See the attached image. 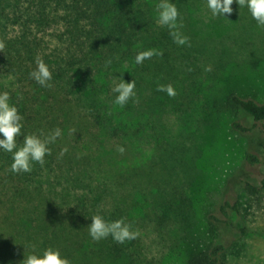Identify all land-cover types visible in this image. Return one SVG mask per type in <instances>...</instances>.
I'll use <instances>...</instances> for the list:
<instances>
[{"label":"trees","instance_id":"16d2710c","mask_svg":"<svg viewBox=\"0 0 264 264\" xmlns=\"http://www.w3.org/2000/svg\"><path fill=\"white\" fill-rule=\"evenodd\" d=\"M173 2L179 31L188 38L183 45L157 22V0H39L32 9L0 12V91L9 92L24 133L61 129L44 165L34 163L30 172L12 173L10 153L0 151V246L5 238L7 249L19 250L17 242H25L26 254L58 248L70 264H132L138 234L123 243L111 236L93 240L87 216L126 223L143 200L141 180L150 175L151 156L137 159L140 145L160 143L149 131L156 115L179 104L157 91V84L173 78L186 53L198 57L189 17L211 12L207 0ZM48 30L51 37L45 38ZM146 49L161 54L136 64L135 55ZM37 59L52 73L50 87L29 76ZM114 75L135 81V96L122 107L113 103L111 88L119 82ZM226 102L253 120L232 122L240 133L257 135L256 151H247L245 161L264 164V103L237 93H229ZM260 188L244 182L248 194ZM217 212L208 216L213 222L234 225L238 202L225 199ZM238 226L244 235L247 229ZM226 248L219 240L208 242L190 251L184 264H229Z\"/></svg>","mask_w":264,"mask_h":264},{"label":"rangeland","instance_id":"374dc122","mask_svg":"<svg viewBox=\"0 0 264 264\" xmlns=\"http://www.w3.org/2000/svg\"><path fill=\"white\" fill-rule=\"evenodd\" d=\"M38 2L0 0V12L32 9ZM231 7L226 18L211 12L189 17L198 57L186 53L173 78L168 75L179 104L161 107L149 130L160 143L140 145L137 156H151V171L141 180L143 200L126 222L138 234L132 264H184L190 251L218 240L227 247L229 264H264V164L245 161L247 151H256L257 135L240 133L232 122L253 120L226 102L237 93L264 103V27L235 0ZM246 180L260 189L248 194ZM225 199L238 202L231 226L208 217ZM238 225L247 229L244 235ZM1 243L0 264H19L25 242H17L19 250L7 249L5 238Z\"/></svg>","mask_w":264,"mask_h":264},{"label":"clouds","instance_id":"9594fccd","mask_svg":"<svg viewBox=\"0 0 264 264\" xmlns=\"http://www.w3.org/2000/svg\"><path fill=\"white\" fill-rule=\"evenodd\" d=\"M233 2L234 0H207V7L213 17L226 18L225 14H230L233 11L231 7ZM235 3L239 9L247 10L257 26L264 27V0H235ZM154 7L159 25L167 27L175 43L185 44L188 38L179 31L182 26L179 21L180 13L173 0H157ZM160 54L155 49H146L138 51L134 60L136 64H140L145 59ZM107 63L110 64L111 61ZM35 64V68L29 72L30 78L42 87H50L53 77L48 66L41 59H37ZM116 72L122 73L123 71ZM116 77H119V82H113L111 88L115 94L113 103L122 107L130 97L135 96V81L133 79L125 81L122 75ZM157 91L166 92L169 96L175 95L171 84H157ZM22 128V117L16 105L10 101L9 92L0 91V151L10 153L11 164L9 167L12 173L30 172L34 163L43 166L46 154L50 153L48 145L54 143L61 135V129L58 127L47 134L24 133ZM118 150L123 151V148ZM62 151H66V149ZM87 217H90V223L87 224L88 234L93 240L111 236L113 240L123 243L126 239H133L137 235L121 219L108 221L100 214ZM19 264H70V261L61 255L58 248L48 246L39 252L33 251L27 254L24 250L23 259L19 261Z\"/></svg>","mask_w":264,"mask_h":264}]
</instances>
